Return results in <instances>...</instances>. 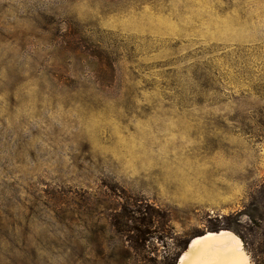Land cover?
<instances>
[{
    "label": "rangeland",
    "instance_id": "1",
    "mask_svg": "<svg viewBox=\"0 0 264 264\" xmlns=\"http://www.w3.org/2000/svg\"><path fill=\"white\" fill-rule=\"evenodd\" d=\"M112 187L264 213V0H0V264H119Z\"/></svg>",
    "mask_w": 264,
    "mask_h": 264
},
{
    "label": "trees",
    "instance_id": "2",
    "mask_svg": "<svg viewBox=\"0 0 264 264\" xmlns=\"http://www.w3.org/2000/svg\"><path fill=\"white\" fill-rule=\"evenodd\" d=\"M119 187L109 188L118 208L108 210L107 219L113 232L124 240L131 253L121 257L119 264H177L190 239L178 236L172 229L165 210L149 202L141 195L131 194ZM119 190V191H117ZM258 209L256 206L252 210ZM243 212L208 214L205 229L209 232L233 230L241 239L250 256V264H264V213L242 224ZM154 242L167 244L163 253Z\"/></svg>",
    "mask_w": 264,
    "mask_h": 264
},
{
    "label": "bare ground",
    "instance_id": "3",
    "mask_svg": "<svg viewBox=\"0 0 264 264\" xmlns=\"http://www.w3.org/2000/svg\"><path fill=\"white\" fill-rule=\"evenodd\" d=\"M177 264H249L240 239L229 230L193 237Z\"/></svg>",
    "mask_w": 264,
    "mask_h": 264
},
{
    "label": "water",
    "instance_id": "4",
    "mask_svg": "<svg viewBox=\"0 0 264 264\" xmlns=\"http://www.w3.org/2000/svg\"><path fill=\"white\" fill-rule=\"evenodd\" d=\"M201 235H203V234H201Z\"/></svg>",
    "mask_w": 264,
    "mask_h": 264
}]
</instances>
